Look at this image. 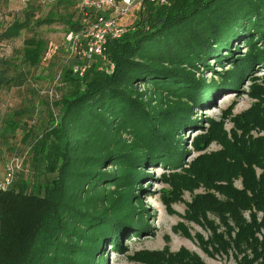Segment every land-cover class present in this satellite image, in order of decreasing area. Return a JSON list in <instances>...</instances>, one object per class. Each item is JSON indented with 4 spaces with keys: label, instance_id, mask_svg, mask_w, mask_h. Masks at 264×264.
<instances>
[{
    "label": "trees",
    "instance_id": "1",
    "mask_svg": "<svg viewBox=\"0 0 264 264\" xmlns=\"http://www.w3.org/2000/svg\"><path fill=\"white\" fill-rule=\"evenodd\" d=\"M170 1H142L122 19L127 30L108 41L106 59H93L82 77L72 70L78 57L66 51L57 75L71 89L58 102V114L24 137L33 140L29 151L16 154L27 165L32 150L33 162L47 174L34 182L15 174L0 186V264H104L108 244L116 247L145 227L132 201L145 166L179 162L182 134L198 123L194 112L214 107L222 91L264 68V0ZM80 3L57 0L41 15L42 6L28 2L10 21H0V43L26 32L21 47L0 56V91L31 80L50 50L42 26L61 22L66 33L83 28ZM240 44L246 50L236 54ZM211 57L230 66L207 79L201 68L211 67ZM253 90L256 103L238 119L241 135L201 136V144L217 139L222 148L212 155L214 164L193 173L221 200L197 196L186 213L212 231L208 240L198 235L204 250L232 252L237 264H264V84ZM254 129L263 134L251 135ZM209 211L221 219V231ZM136 258L144 264H206L185 248L140 251Z\"/></svg>",
    "mask_w": 264,
    "mask_h": 264
},
{
    "label": "rangeland",
    "instance_id": "2",
    "mask_svg": "<svg viewBox=\"0 0 264 264\" xmlns=\"http://www.w3.org/2000/svg\"><path fill=\"white\" fill-rule=\"evenodd\" d=\"M28 2L40 4L41 15H46L56 5L57 0H8L7 4L0 1V21L4 23L10 21L13 14L22 11ZM130 20L132 19L129 17L125 22L128 23ZM64 26L65 24L58 22L40 28V36L50 50L44 54L31 80L21 88L0 91V135L3 137L0 140V186L5 185L15 174L28 178L30 182L36 181L37 176L43 177L47 174L43 165L33 162L32 150L30 154H26L27 165L23 162L24 157L18 158L16 154L29 151L33 140L26 142L24 137L35 127L39 129L38 124L42 120L47 122L52 113L58 114L60 110L58 102L62 95L71 89V85L62 80V76L55 83L57 71L64 63L62 61L66 51L68 52V46L64 42L66 34ZM25 35L26 32H23L14 40L0 43V56L11 55L15 48L21 47ZM257 42L261 44L262 41ZM245 50L246 45L240 44V50L236 54ZM105 59L99 56L95 61L101 63ZM210 65V68H201L207 79L216 76V71L222 72V69L230 66L229 61H226L220 67L212 57ZM256 71L251 76H246L238 86L222 91L216 96L212 101L215 103L214 107L211 105L209 109L194 112V118L198 119V123L182 134L180 147L183 152L179 162L173 164L170 160H160L145 166L146 174H143L145 178L135 184L132 197L136 211L140 210L138 213L144 214L145 227L130 236H123L121 244L116 247L108 244L103 254L104 264H144L137 260V252H156L165 248H169L173 253L185 248L197 254L206 264H237L232 252L230 255H221V252L215 251L211 246V253L205 251L198 235L208 240L213 236L212 231L208 226L186 218V213L188 203L193 202L197 196L214 194L221 200V193L215 187L200 182L197 177L195 179L193 171L204 169L207 166L204 164H214L212 155L222 148L220 140L217 139L212 140L207 146L201 144L203 136L212 138L218 135L221 139V134H225L231 139L234 133L242 134L238 126L239 116L256 103L257 100L252 95L254 86L264 84V68L256 67ZM53 85L60 94L55 100L51 99L50 93ZM138 86L140 89L145 88L144 84ZM209 119L217 124L211 123ZM259 134L263 133L257 129L251 131L253 136ZM104 168L110 171L112 166L107 163ZM235 185L240 187L241 181L236 180ZM125 193L122 195H126ZM207 215L221 231L223 227L219 216L211 211ZM184 226L191 234L190 237L185 234Z\"/></svg>",
    "mask_w": 264,
    "mask_h": 264
},
{
    "label": "built area",
    "instance_id": "3",
    "mask_svg": "<svg viewBox=\"0 0 264 264\" xmlns=\"http://www.w3.org/2000/svg\"><path fill=\"white\" fill-rule=\"evenodd\" d=\"M144 0H81L80 7L84 13L83 28L69 31L64 36L68 52L78 57L79 62L72 66L73 73L84 76L96 57L106 58L107 44L110 39L121 37L127 30L123 18L129 16ZM156 5H170V0H148ZM60 74L55 79L58 81ZM54 83V85H55ZM53 85L51 99L60 94Z\"/></svg>",
    "mask_w": 264,
    "mask_h": 264
}]
</instances>
